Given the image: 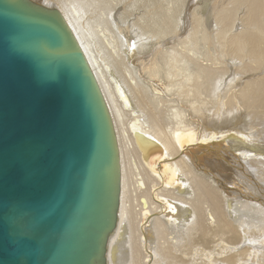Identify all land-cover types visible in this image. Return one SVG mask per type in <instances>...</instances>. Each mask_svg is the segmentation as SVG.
<instances>
[{"label": "bare ground", "instance_id": "1", "mask_svg": "<svg viewBox=\"0 0 264 264\" xmlns=\"http://www.w3.org/2000/svg\"><path fill=\"white\" fill-rule=\"evenodd\" d=\"M65 16L121 157L106 264H264V0H35Z\"/></svg>", "mask_w": 264, "mask_h": 264}, {"label": "water", "instance_id": "2", "mask_svg": "<svg viewBox=\"0 0 264 264\" xmlns=\"http://www.w3.org/2000/svg\"><path fill=\"white\" fill-rule=\"evenodd\" d=\"M121 157L62 12L0 0V264H106Z\"/></svg>", "mask_w": 264, "mask_h": 264}]
</instances>
